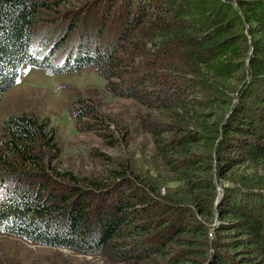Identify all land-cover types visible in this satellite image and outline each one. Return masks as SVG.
Wrapping results in <instances>:
<instances>
[{
    "label": "trees",
    "instance_id": "16d2710c",
    "mask_svg": "<svg viewBox=\"0 0 264 264\" xmlns=\"http://www.w3.org/2000/svg\"><path fill=\"white\" fill-rule=\"evenodd\" d=\"M74 1L0 0V101L24 65L91 70L143 108L175 186L134 164L79 177L47 120L10 116L0 232L104 264H264V175L237 173L264 167V0ZM70 114L103 124L81 99Z\"/></svg>",
    "mask_w": 264,
    "mask_h": 264
},
{
    "label": "rangeland",
    "instance_id": "374dc122",
    "mask_svg": "<svg viewBox=\"0 0 264 264\" xmlns=\"http://www.w3.org/2000/svg\"><path fill=\"white\" fill-rule=\"evenodd\" d=\"M85 1L75 0L76 8ZM107 81L91 70L49 76L44 71L24 65L17 85L6 91L0 101V133L10 116L33 115L47 120L55 132L60 149V165L79 177L101 178L118 164H134L142 176L164 194L174 179L162 168L150 135L141 129L139 117L143 108L135 102L118 98L106 89ZM76 99L90 104L103 121L83 118L80 124L70 114ZM79 124V125H78ZM263 167V166H262ZM250 168L238 174L264 175ZM0 264H104L68 250L31 245L24 240L0 232Z\"/></svg>",
    "mask_w": 264,
    "mask_h": 264
}]
</instances>
